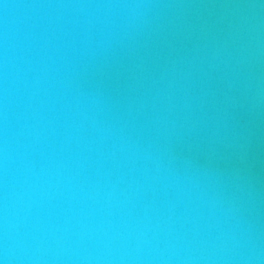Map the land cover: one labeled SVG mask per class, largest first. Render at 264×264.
<instances>
[{"label": "clouds", "instance_id": "9594fccd", "mask_svg": "<svg viewBox=\"0 0 264 264\" xmlns=\"http://www.w3.org/2000/svg\"><path fill=\"white\" fill-rule=\"evenodd\" d=\"M262 150L264 0H0V264H264Z\"/></svg>", "mask_w": 264, "mask_h": 264}, {"label": "water", "instance_id": "95a60500", "mask_svg": "<svg viewBox=\"0 0 264 264\" xmlns=\"http://www.w3.org/2000/svg\"><path fill=\"white\" fill-rule=\"evenodd\" d=\"M198 2L211 3L212 0H198ZM215 11H216L215 9H209V8L194 9L191 11L190 15L192 17H195L197 15L208 16V15L214 13ZM221 163H223V162H221ZM258 163L262 167H264V150H262L258 155Z\"/></svg>", "mask_w": 264, "mask_h": 264}]
</instances>
